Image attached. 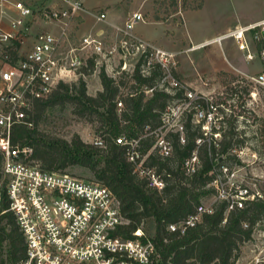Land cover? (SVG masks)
Masks as SVG:
<instances>
[{"label":"built area","instance_id":"2783aa9c","mask_svg":"<svg viewBox=\"0 0 264 264\" xmlns=\"http://www.w3.org/2000/svg\"><path fill=\"white\" fill-rule=\"evenodd\" d=\"M84 10L83 0H0V152L10 209L26 241V258L22 264H154L155 243L143 227L137 228L131 237L121 235L120 228L126 220L118 198L108 186L96 178L84 179L66 171L46 169L34 158L32 146L12 140L17 124L33 126L31 112L35 99L46 98L60 81L71 82L85 76L89 59L94 58L97 66L100 56L118 60L113 70L117 78L124 71L132 72L140 59L143 75H150L156 66L161 69L154 85L140 89L146 96L156 89L176 96L166 106L163 124L156 130L154 148L160 155L169 156L172 152V143L163 128L179 132L180 141L186 142L183 116L188 113L195 123L201 124L204 136L212 134V123L218 114L212 95L197 92L192 83L179 75L180 52L155 45L134 32L135 25L145 20L142 12H134L123 23H113L111 37L89 32L74 40L72 34L77 33L74 21ZM96 16L98 21H106L105 12L99 11ZM39 22L56 23L57 29L36 32L29 37V48L22 52L21 37L32 35V27ZM227 39H233L238 49L246 52V59L259 57L260 71L241 73L247 82L264 86V18L237 25L192 48L214 42L222 46ZM7 49H13L17 57ZM138 54V60L131 64L130 58ZM198 77L206 83L203 75ZM123 91L128 92L125 88ZM178 91L182 94L178 95ZM200 99L209 103L203 106ZM117 105L121 110L123 101L119 100ZM213 135L218 138L220 133ZM203 141L204 137H199L196 143ZM117 142L128 145L129 160L136 164V171L148 185L163 189L165 180L154 167L144 163L146 156L139 150L138 139L120 136ZM94 144L104 145L100 137L95 138ZM242 153L243 149L238 150L240 157ZM186 165L189 172L198 167L196 149ZM237 171L223 166L222 173L210 183L216 190L215 199L229 202L228 210L243 207L247 200L263 198L260 189L234 179ZM212 212V203H203L194 213L169 224L168 228L184 233L204 213ZM260 227L264 236V219L257 223L254 233ZM252 263L264 264V244Z\"/></svg>","mask_w":264,"mask_h":264},{"label":"trees","instance_id":"16d2710c","mask_svg":"<svg viewBox=\"0 0 264 264\" xmlns=\"http://www.w3.org/2000/svg\"><path fill=\"white\" fill-rule=\"evenodd\" d=\"M170 1L178 4V0ZM80 16L75 18V30L82 22ZM72 37L76 39L75 33ZM7 50L17 57L13 49ZM141 63L142 59L132 72L124 71L119 78L102 68L99 74L102 89L95 95L88 92L83 76L71 82L60 81L46 98L34 100L33 126L17 124L12 140L32 146L34 158L46 169L65 171L70 165L90 169L120 202L126 220L120 228L121 235L131 237L137 228L143 227L151 236L155 243L154 264H236L243 245L253 239L257 223L264 219V198L247 200L243 207L228 210L229 202L215 199L216 190L210 183L222 173L223 166L232 169L242 164L238 150L245 147L248 135L246 128L239 127L241 114L228 113L221 107L222 125L212 126V134L206 137L201 124L195 123L188 113L183 116L186 142L180 141L179 132L168 129L165 136L172 143V152L169 156L160 155L154 148L156 130L163 124L166 106L176 96L159 89L146 96L141 87L154 85L162 72L156 66L150 75H143ZM95 70V59L90 58L83 74ZM242 82H247L245 77ZM177 93L181 95L182 91ZM119 100L124 104L121 110L117 105ZM198 101L203 106L209 103L207 99ZM55 107H69L74 115L95 124L97 137L104 145L85 142L79 135L66 140L47 133L40 123L47 118L46 112ZM214 132H219L220 138H215ZM120 135L128 140L138 139L139 150L146 156L144 163L163 176V189L150 187L136 171V164L129 160L128 145L117 142ZM199 137H204L201 144L196 143ZM195 149L199 165L194 172H189L186 162ZM2 167L0 152V264H22L26 258L25 236L10 209ZM206 198L211 199L212 213H204L202 219L184 233L168 228L169 224L194 213L199 205L206 203Z\"/></svg>","mask_w":264,"mask_h":264},{"label":"rangeland","instance_id":"374dc122","mask_svg":"<svg viewBox=\"0 0 264 264\" xmlns=\"http://www.w3.org/2000/svg\"><path fill=\"white\" fill-rule=\"evenodd\" d=\"M108 1L111 3L119 0H83L87 7L92 5L106 7L107 5H104ZM123 2L127 11L122 12V18L117 19L120 23L136 11L144 15L145 20L135 25L134 32L138 36L147 41L150 39L152 41L149 42L163 48L167 46V39L172 41L175 39L177 43L178 40L182 41V43L179 42L181 47L178 49L166 47L171 50H184L189 47L186 49L188 51H180L179 70H182L188 82L194 83L197 92L212 95L211 100L219 106L217 112L220 115H217L212 126L221 127L222 125L219 120L222 117L221 107L228 113L241 114L239 127L246 128L248 138L241 154L242 164L232 168L238 169L234 179L251 188L260 189L264 198V86L242 82L243 74L241 73H257L261 70V61L258 56L252 60L246 59V52L240 51L233 39L224 40L222 46L214 42L192 48L193 45L213 39L237 25L264 18V0H178V4H172L170 0L164 4L162 0H145L137 10H135L137 3L128 5L130 0ZM200 3L202 5L199 8H193ZM185 8L189 9L186 14ZM157 15L164 21H157ZM100 23L103 22L100 21ZM44 28H46L44 23H40L33 30ZM31 36L21 37L24 42L22 52L29 48ZM78 36L77 32L76 38ZM138 58L139 54L131 57V64H135ZM117 62L118 60L115 62L100 56L97 58L96 70L91 74L81 75L87 81L90 94L95 95L99 91L97 89H102L100 70L105 68L108 74L114 76L113 70L116 69ZM199 74L203 75L205 84L199 80ZM46 117L41 121L40 127L53 136L71 140L74 135H79L82 140L90 143H94L97 137L95 124L74 115L69 107L50 109L46 112ZM167 130L165 129L164 133ZM65 171L84 179L95 178L90 169L80 165H70ZM210 201V198H206L205 202L210 203ZM262 228L255 231L253 239L243 245L236 264H253L254 257L264 244Z\"/></svg>","mask_w":264,"mask_h":264},{"label":"crops","instance_id":"0c3cea01","mask_svg":"<svg viewBox=\"0 0 264 264\" xmlns=\"http://www.w3.org/2000/svg\"><path fill=\"white\" fill-rule=\"evenodd\" d=\"M124 0H119V1H114V2H111L110 3V1H108L104 6H106V7H99V5H92L91 7H87V6H85V4H84V7H85V10L83 11V13H82V15L80 16L81 18H82V22L81 23H79L78 25H77V30H76V32H78V37H81L82 35H84V34H87V33H89V32H99V33H105L106 35H108V36H112L113 34H112V31H113V29L111 28V25L113 24V23H120L119 21H117V19L118 18H122V16H121V13L122 12H126L127 10L125 9L126 7H124L123 5H124V2H123ZM145 0H130V3L128 4V5H130L131 3H137L136 4V9L135 10H137L138 9V7L144 2ZM103 6V5H102ZM99 8V10H94L95 8ZM123 7V8H122ZM186 10H185V14H186V12H187V10H189L188 8H185ZM105 12L106 13V16H107V18H106V21H104L102 24L100 23V21H98L97 20V16H96V14L98 13V12ZM124 18V17H123ZM157 21H164V19L163 18H161L160 17V19H156ZM40 23H44V25H45V27L47 28V29H54V30H56L57 29V24L56 23H52V24H49V23H45V22H39V24ZM123 23V22H122ZM101 24V25H100ZM166 24H167V22H166ZM168 24H169V22H168ZM38 25V24H37ZM37 25H34L33 27H32V29H31V31H32V36H33V34H35L36 32H38V31H40V30H36V31H34L33 30V28L35 27V26H37ZM82 28H84V31H82ZM140 35V34H139ZM149 41H152V40H150V39H148ZM179 42H180V40H178ZM153 42H155V41H153ZM179 42L177 43V40H171V39H167V46L166 47H169V48H172V47H174L175 49H178L179 47H181V45L179 44ZM156 43V42H155ZM180 43H182V41L180 42ZM156 44H158V43H156ZM160 45H162V44H160ZM159 46V45H158ZM164 46V45H163ZM165 47V48H166ZM169 48H166V49H169ZM187 48H189V47H187ZM187 48H185L184 50H186ZM169 50H171V49H169ZM184 50H172V51H176V52H180V51H184ZM181 54H182V52H181ZM181 57V56H180ZM179 75L182 77V78H184L185 76V74L182 72V70L180 69L179 70ZM185 79V78H184ZM186 80V79H185ZM190 82V81H189ZM190 83H192L193 85H194V83L193 82H190ZM97 90H101V88L100 89H97Z\"/></svg>","mask_w":264,"mask_h":264}]
</instances>
